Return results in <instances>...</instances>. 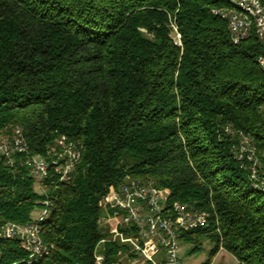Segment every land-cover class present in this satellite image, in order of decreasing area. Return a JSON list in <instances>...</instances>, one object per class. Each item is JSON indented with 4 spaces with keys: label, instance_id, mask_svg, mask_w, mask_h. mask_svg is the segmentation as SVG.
Instances as JSON below:
<instances>
[{
    "label": "trees",
    "instance_id": "16d2710c",
    "mask_svg": "<svg viewBox=\"0 0 264 264\" xmlns=\"http://www.w3.org/2000/svg\"><path fill=\"white\" fill-rule=\"evenodd\" d=\"M226 1L0 0V136L18 126L41 155L57 135L81 148L71 178L43 190L0 160V226L35 221L49 246L29 263L0 235V264H96L99 201L125 175L165 188L167 207L208 213L181 235L188 254L211 245L198 264L220 249L264 264V189L239 153L244 135L264 178V41L231 42L211 12ZM99 251L100 264H124L125 246Z\"/></svg>",
    "mask_w": 264,
    "mask_h": 264
},
{
    "label": "built area",
    "instance_id": "2783aa9c",
    "mask_svg": "<svg viewBox=\"0 0 264 264\" xmlns=\"http://www.w3.org/2000/svg\"><path fill=\"white\" fill-rule=\"evenodd\" d=\"M211 12L226 21L232 43L237 44L250 36L264 41V0H227L222 6L213 7ZM173 40L180 45L176 28ZM257 63L264 71V53L257 57ZM239 153L253 160L249 167L251 177L256 175V186L264 189V178H259L256 173L258 161L254 158L253 147L244 135L239 142ZM80 156V146L65 135L55 136L44 155L31 152L18 126L9 135L0 136V160L27 167L40 190L49 177L67 182ZM166 200L167 190L157 186L153 179L125 175L117 189L99 201V225L104 235L96 245L95 263L102 262L103 255L99 250L111 241L127 248L124 256L131 264H181V235L196 227L208 226L209 215L186 204L175 203L167 207ZM43 203L47 204L48 200ZM0 235L6 239H19L29 254V263L48 253L49 246L42 242L35 221L25 224L6 222L0 226Z\"/></svg>",
    "mask_w": 264,
    "mask_h": 264
},
{
    "label": "rangeland",
    "instance_id": "374dc122",
    "mask_svg": "<svg viewBox=\"0 0 264 264\" xmlns=\"http://www.w3.org/2000/svg\"><path fill=\"white\" fill-rule=\"evenodd\" d=\"M36 189L38 190V188ZM210 246L211 245L205 241L203 242L202 250L194 251L188 254L189 245L182 242L180 250L181 264H198L200 261L206 259ZM121 259L124 264H131L129 258L122 257ZM211 264H237V261L229 252L220 249L212 259Z\"/></svg>",
    "mask_w": 264,
    "mask_h": 264
}]
</instances>
